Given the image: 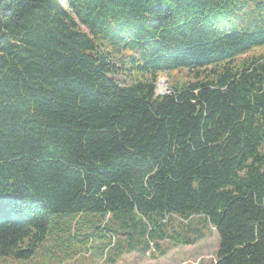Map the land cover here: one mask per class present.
Segmentation results:
<instances>
[{
	"label": "trees",
	"instance_id": "obj_1",
	"mask_svg": "<svg viewBox=\"0 0 264 264\" xmlns=\"http://www.w3.org/2000/svg\"><path fill=\"white\" fill-rule=\"evenodd\" d=\"M262 46L264 0H0V256L138 213L148 237L203 216L215 264H264Z\"/></svg>",
	"mask_w": 264,
	"mask_h": 264
},
{
	"label": "rangeland",
	"instance_id": "obj_2",
	"mask_svg": "<svg viewBox=\"0 0 264 264\" xmlns=\"http://www.w3.org/2000/svg\"><path fill=\"white\" fill-rule=\"evenodd\" d=\"M85 30L83 26H80ZM264 51V46L253 52ZM251 53V52H250ZM250 53L242 55L248 56ZM186 70L160 72L156 81V95L165 94L175 84L187 80ZM123 80L125 75L114 76ZM87 216V215H86ZM84 215L67 216L53 226L46 239L32 256L18 259L0 256V264H215L219 237L215 228L206 223L203 216L183 220L177 216L163 221L157 230L145 232L146 220L138 213L134 219L118 221L114 237L104 236L99 229H92ZM90 216V215H89ZM98 218L99 215H95ZM94 218V219H95ZM108 219V217H107ZM74 220V221H73ZM102 226V223H99ZM108 234V232H106ZM164 235V239L160 236ZM152 241L146 252L132 250L142 248Z\"/></svg>",
	"mask_w": 264,
	"mask_h": 264
}]
</instances>
